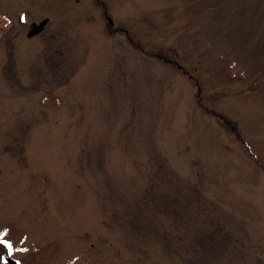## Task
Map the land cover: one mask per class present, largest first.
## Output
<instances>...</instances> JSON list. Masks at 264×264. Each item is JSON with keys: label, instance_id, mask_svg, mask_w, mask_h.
Returning <instances> with one entry per match:
<instances>
[{"label": "rangeland", "instance_id": "obj_1", "mask_svg": "<svg viewBox=\"0 0 264 264\" xmlns=\"http://www.w3.org/2000/svg\"><path fill=\"white\" fill-rule=\"evenodd\" d=\"M0 235L23 264H264V0H0Z\"/></svg>", "mask_w": 264, "mask_h": 264}, {"label": "water", "instance_id": "obj_2", "mask_svg": "<svg viewBox=\"0 0 264 264\" xmlns=\"http://www.w3.org/2000/svg\"><path fill=\"white\" fill-rule=\"evenodd\" d=\"M46 24H47V20H43L38 25L34 24L33 28L28 33L27 37L28 38H32V37H35V36L39 35L43 31V29L46 26Z\"/></svg>", "mask_w": 264, "mask_h": 264}, {"label": "flooded vegetation", "instance_id": "obj_3", "mask_svg": "<svg viewBox=\"0 0 264 264\" xmlns=\"http://www.w3.org/2000/svg\"><path fill=\"white\" fill-rule=\"evenodd\" d=\"M34 24L32 25L33 28ZM0 264H23L19 259H13L11 255L2 254V251H0Z\"/></svg>", "mask_w": 264, "mask_h": 264}, {"label": "snow or ice", "instance_id": "obj_4", "mask_svg": "<svg viewBox=\"0 0 264 264\" xmlns=\"http://www.w3.org/2000/svg\"><path fill=\"white\" fill-rule=\"evenodd\" d=\"M0 246H3L5 248H7L8 250V254L11 255L12 252V245L10 242L6 241L5 239H3L2 235H0Z\"/></svg>", "mask_w": 264, "mask_h": 264}]
</instances>
